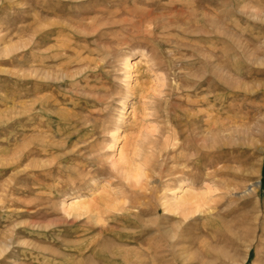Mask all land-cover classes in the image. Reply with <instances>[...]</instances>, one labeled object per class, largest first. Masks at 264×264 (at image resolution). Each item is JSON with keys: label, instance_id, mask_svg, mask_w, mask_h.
I'll use <instances>...</instances> for the list:
<instances>
[{"label": "rangeland", "instance_id": "rangeland-1", "mask_svg": "<svg viewBox=\"0 0 264 264\" xmlns=\"http://www.w3.org/2000/svg\"><path fill=\"white\" fill-rule=\"evenodd\" d=\"M0 264H264V0H0Z\"/></svg>", "mask_w": 264, "mask_h": 264}, {"label": "bare ground", "instance_id": "bare-ground-1", "mask_svg": "<svg viewBox=\"0 0 264 264\" xmlns=\"http://www.w3.org/2000/svg\"><path fill=\"white\" fill-rule=\"evenodd\" d=\"M208 120H210V118ZM211 123L213 124V120L211 121ZM249 147L251 148L250 149L251 154L248 155L246 163H247V165H249L250 169H254L255 163L257 162V159H256L257 156H256V152H255V150L257 149L256 143L251 142ZM206 148H209L208 150H212L215 148H219V146H216L215 143L211 144V145L206 144ZM213 153H217V152H213ZM207 155L208 154H206V156ZM252 160H254L253 161L254 163H252ZM210 166H211V164H210ZM249 178H251V177H249ZM249 178H247V179H249ZM251 194H252V192H248V194H246V195H251ZM211 195H213V194H211V189L209 187H207L206 193H204V194H189L183 198L175 199L173 201L172 208L174 211H181V212L182 211L183 212L188 211L189 213H192V212L199 211L200 207H202L203 205L205 206V204H207V206H208L207 212H210V211H212L213 208L209 206V203L207 201H208L209 197H211Z\"/></svg>", "mask_w": 264, "mask_h": 264}]
</instances>
